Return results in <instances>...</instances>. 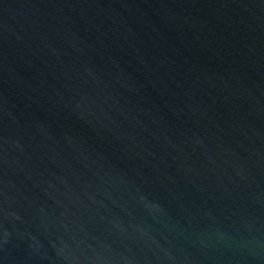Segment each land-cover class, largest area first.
Wrapping results in <instances>:
<instances>
[{
  "label": "water",
  "instance_id": "1",
  "mask_svg": "<svg viewBox=\"0 0 264 264\" xmlns=\"http://www.w3.org/2000/svg\"><path fill=\"white\" fill-rule=\"evenodd\" d=\"M0 264H264V0H0Z\"/></svg>",
  "mask_w": 264,
  "mask_h": 264
}]
</instances>
